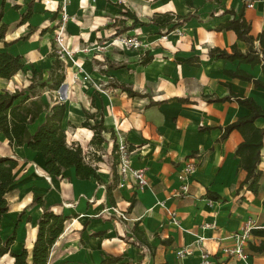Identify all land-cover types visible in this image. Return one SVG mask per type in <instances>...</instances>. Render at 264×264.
Returning a JSON list of instances; mask_svg holds the SVG:
<instances>
[{"label":"crops","instance_id":"1","mask_svg":"<svg viewBox=\"0 0 264 264\" xmlns=\"http://www.w3.org/2000/svg\"><path fill=\"white\" fill-rule=\"evenodd\" d=\"M30 1L0 0V26L3 23L9 25L5 37L9 44L0 43V52L22 55L23 69L29 65L46 73L43 67L50 70L53 60L50 48L55 47V40L50 37L60 26L59 7L64 0H33L32 14L22 23ZM68 1V7L76 14L88 0ZM101 1L108 7L107 11L113 13L116 6L107 0ZM153 6L157 8L156 12L184 15L192 11L197 12L198 17L165 35L159 33L156 26H144L156 29L157 34L150 39L158 42L149 52L154 56L152 61L133 67L141 75L130 79L133 76L130 74L126 80L132 68L130 64L123 69L107 66L101 70L108 80L114 77L116 81L148 94L133 98L119 88L111 87L119 89L138 107L125 112L120 99L103 93L88 96L81 102H73L75 99L69 95L63 96L66 112L62 127L67 135L71 132L76 137L74 143L83 149L96 146L91 143L94 131L83 126L86 113H96L97 119L103 115L107 128L103 133L106 138L103 144L108 146V160L98 159L104 165L100 164L101 168L92 163L98 167L101 181L94 176L80 179L74 168L66 169L62 176L51 175L41 152L27 146H10L7 137L0 132V156H10L18 162L14 169L15 182L7 193L10 209L4 214L1 226L3 238L16 229L11 246L14 251L25 246L31 252L43 208L39 204L29 205L35 198L42 197L55 213L68 217L63 233L51 250L49 264H100L109 257L120 258L122 264H199L203 252L211 256L213 264H264V253L249 248L250 243L258 245L264 241V236L254 235L251 231L244 245L249 255L247 260L224 251V248L236 245L234 234L244 227L264 228V146L259 164L263 172L260 188L254 194L246 186L242 188L246 171L239 167V157L235 155L243 140L241 133L233 130L221 140L223 128L248 115L250 110L235 100L209 103L203 97H223L234 92L252 97L264 108V88L225 73L226 70H243L264 82L261 64L209 55L211 48L230 49L233 44L246 51V42L239 40L233 30H215L220 23L238 17L241 10L251 24L255 47L260 50L259 38H264V0H253L252 7H248L245 0H193V7H189L186 0H158ZM120 10L122 13L123 9ZM228 10H234L235 15ZM30 26L36 30L27 39H19L30 32ZM196 58L198 65L188 63ZM14 77L9 80L0 77V93L15 91L16 88H8ZM65 85L63 83L60 88ZM38 97L47 102L43 95ZM180 98H186L190 103H183ZM151 99L157 103L150 105ZM43 121L44 113L30 125V131L34 132ZM256 125L264 128V118H258ZM205 126L210 128L200 130ZM115 128L134 150L132 167L146 171L147 186H119L118 174V180L113 181ZM108 183L112 185L111 191L106 188ZM184 185L186 189H183ZM15 186L16 193L12 192ZM208 192L218 195L219 199L208 197ZM10 193L15 194L14 204ZM114 208L124 212L127 219L113 213ZM172 214H175L174 219ZM136 223L151 249L136 244L132 236ZM181 248H193V254L179 258L176 251ZM13 262L14 258L9 254L0 257V264Z\"/></svg>","mask_w":264,"mask_h":264},{"label":"trees","instance_id":"2","mask_svg":"<svg viewBox=\"0 0 264 264\" xmlns=\"http://www.w3.org/2000/svg\"><path fill=\"white\" fill-rule=\"evenodd\" d=\"M186 4L189 7H193V0H186ZM32 6L33 0L29 2L28 11L22 16V23L31 16L33 11ZM120 8L123 9V18L119 20V24L113 25L116 27V34L125 33L128 30L134 29L136 26L144 27L153 25L158 28L159 33L165 35L175 31L192 18L198 17L197 12L192 11L184 15L170 11L155 12L149 22H144L139 19L135 12L126 9L122 4ZM228 12L235 15L234 10H228ZM1 15L2 11L0 12V17ZM127 20L131 21L129 26H125ZM120 25L122 28H120ZM8 29V24H1L0 43H4L6 46L9 44L5 41ZM35 30V27L30 26V32L19 39H27ZM215 30H233L239 40L246 42L247 49L246 51H242L237 44H233L230 49L215 47L209 50L211 57L225 60H239L240 62L250 63L252 65L261 64L264 72V38L260 36L261 49L258 50L254 44L255 37L251 34V24L244 17L243 10L239 12L238 17H234L217 25ZM145 55L146 57L139 61L140 65H147L154 58L149 52L145 53ZM50 57L53 60L47 75H44L42 70H37L34 66H31L30 84L28 86L20 89L16 88L15 91L3 90L0 93V132L7 137L10 146H27L33 151L41 152L46 159V169L51 175L62 176L66 169L74 168L76 176L80 179H89L94 176L101 181L97 173L98 167L86 160L81 145L75 143L69 144L67 142V134L62 127V121L66 112L65 102L56 101L52 104L50 102H44L38 97L41 91L58 90L66 79L65 64L61 60L60 55L53 51ZM197 59H190L188 63L198 65L199 62ZM23 67L24 61L22 55H14L6 51L0 52L1 78L9 80L22 70ZM108 67L118 68L116 64L112 63H109ZM225 73L230 77L252 82L256 87L264 88V82L254 78L243 70H226ZM109 81L110 83L112 82L111 86L119 88L128 97L142 98L148 96L146 93L134 90L132 86L126 83L116 81L114 77H109ZM203 97L209 103L235 100L250 110L248 115L238 118L223 128L221 140L225 139L233 130L241 133L243 140L237 146L235 155L239 157V167L246 171V178L242 184V188L246 186L248 190L257 194L263 173L259 169V164L261 161V150L264 146V128L257 126L256 120L258 118H264V108L252 97H245L242 94L234 92H230L223 97L209 95ZM180 101L190 103L186 98H180ZM154 103L157 102L152 99L149 102L150 105ZM43 113L44 121L37 126L34 132H31L30 125L36 122ZM91 119L95 121L93 124L90 121ZM83 126L94 131V136L91 141L92 144L101 146L106 142L103 133L107 132V128L104 126L103 115L97 119L96 113H86V120L83 122ZM209 128L207 126L200 127V130ZM116 149L117 144L115 143L112 153L113 163L111 164V172L114 175L113 181L118 180L116 163L119 156L115 153ZM128 150H132L131 146H129ZM17 164V160L10 156H0V257L9 254L14 258L13 264H49L51 250L57 239L63 233L68 217L55 213L51 206H46V202L42 197L35 198L29 205L39 204L43 208V213L38 219L37 237L31 252L25 246L19 251H14L11 248L15 239L16 229L7 238L2 237L3 229L1 234L3 216L10 209L7 193L15 182L14 169ZM106 188L108 191H111V183H108ZM207 196L212 199H219L218 195L211 192H208ZM24 212L25 210L22 213ZM30 219L31 217H28V220ZM251 232L254 235L264 236V228H252ZM132 236L137 245H143L151 249V245L139 229L137 223L132 230ZM249 248L254 252L264 253V241H261L258 245L250 243ZM119 261L120 258L118 257H109L104 259L100 264H122Z\"/></svg>","mask_w":264,"mask_h":264},{"label":"rangeland","instance_id":"3","mask_svg":"<svg viewBox=\"0 0 264 264\" xmlns=\"http://www.w3.org/2000/svg\"><path fill=\"white\" fill-rule=\"evenodd\" d=\"M88 1L80 7L79 11H76V14L68 7V0H64L62 5H60L61 23L51 34L50 39L54 38L55 47L53 48L52 46L50 50L59 54L65 64L67 76L64 83L66 85L64 88L56 91L44 90L41 92V95H43V99L47 102L63 101L64 95L74 98L75 101L73 102H81L80 100L83 101L88 96L94 97L95 95L99 96V93H103L120 99L119 103L126 109V112L129 108L138 107V105L130 103L126 95L119 89L113 90L107 76L101 70L107 68L109 63L120 66V69L130 64L132 68L129 70V74L127 73L125 79L128 80L130 74L133 75L131 78L129 77L130 79L137 77L139 74L141 75L142 73H136L133 67L137 68L140 66L139 61L146 57L145 53L150 52L151 48L158 41L156 39L151 41L150 39L157 34L156 29L152 27L136 26L125 33L116 34V27L113 25L119 24V20L123 18L118 5L123 4L126 9L135 11L141 20L147 22L157 11L153 3L158 0H147L145 2L141 0H107V3L116 6L111 11L113 13L107 11L108 7L104 4V1ZM130 24L131 21L127 20L125 26H129ZM72 27L79 30L72 29ZM120 28H122L121 25ZM160 54L158 55L160 56ZM87 65H90L91 68H88ZM43 68L44 72H46L44 74H47L49 69L45 66ZM112 71L117 73L115 70ZM30 75L31 66L27 65L8 84V88L14 90L17 87L21 88L24 85L30 84ZM67 137L68 142L73 144L76 137L71 132ZM112 142L113 136L110 143ZM107 149L108 146L103 144L101 147H84L83 151L88 162L101 168L99 165L101 164L102 167L104 165L98 159L101 158L103 161L108 160V156L106 155L108 154ZM16 190L15 186L12 192L16 193ZM14 193H10L12 204L16 202Z\"/></svg>","mask_w":264,"mask_h":264},{"label":"built area","instance_id":"4","mask_svg":"<svg viewBox=\"0 0 264 264\" xmlns=\"http://www.w3.org/2000/svg\"><path fill=\"white\" fill-rule=\"evenodd\" d=\"M247 1V6L252 7L253 6V0H245ZM117 132V129L115 128V134L117 135L116 138V144L117 149L115 150V153L118 154L119 158L116 163L117 168V174L120 177L119 186L128 185L131 187H145L148 185V178L146 175V171L144 169H136L133 168L131 165V155L134 152V150H128L129 144L127 143V140L119 135ZM187 169H190L187 168ZM48 175L46 174V177ZM180 178H183L180 176ZM187 186H183V189H186ZM113 213L118 214L121 218L127 219L124 212L120 211L117 208L113 209ZM173 219L175 218V214H172ZM251 226L244 227L240 232H237L234 234V238L236 240V245L233 248H224V251L228 254L237 255L240 258L247 260L249 255L244 250V245L248 241ZM194 249L193 248H181L176 251V254L179 258L190 256L193 254ZM199 264H213V260L211 256L207 252H203L201 254V261Z\"/></svg>","mask_w":264,"mask_h":264},{"label":"bare ground","instance_id":"5","mask_svg":"<svg viewBox=\"0 0 264 264\" xmlns=\"http://www.w3.org/2000/svg\"><path fill=\"white\" fill-rule=\"evenodd\" d=\"M8 218V216L6 217V219Z\"/></svg>","mask_w":264,"mask_h":264}]
</instances>
